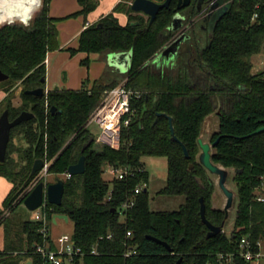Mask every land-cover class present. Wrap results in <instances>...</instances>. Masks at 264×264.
<instances>
[{"label": "trees", "instance_id": "16d2710c", "mask_svg": "<svg viewBox=\"0 0 264 264\" xmlns=\"http://www.w3.org/2000/svg\"><path fill=\"white\" fill-rule=\"evenodd\" d=\"M49 1L43 0L28 26L12 24L0 29V71L8 76L0 83L7 94L0 103V116L8 111L13 121L22 112L33 114L31 120L11 129L5 162L0 163V177L12 185L0 209L4 231L0 264H21L27 259L47 264L35 248L46 242L54 248L50 232L44 236L41 231L43 227L48 230L55 215L66 216L73 225L71 240L83 252L75 264H176L179 260V264H249L241 256V240L246 239L253 252L258 242L264 244V132L255 134L264 128V70L253 72L252 65L253 57L264 55V0H226L228 10L213 25L204 47L195 42L168 64H162L160 56L173 35L170 26L178 0L160 10L151 24L148 17L131 11L133 0H123L85 28L77 47L69 52L102 56L130 52L127 72L117 79L94 81L90 87L85 81L79 90L55 89L34 97L26 92L44 89L46 54L58 48L55 24L60 19L49 16ZM152 1L161 4L165 0ZM77 3L80 10L69 17L85 18L98 1ZM186 10L188 19L195 16V7L180 12ZM117 13L127 16L125 25L118 22ZM82 63L87 65V59ZM121 79L135 96L131 101L134 115L121 131L119 149L99 146L93 140L82 152L93 137L88 119L105 92ZM17 86L20 104L13 106ZM213 113L218 128L209 139V144L217 141L211 160L234 171L231 181L237 201L229 232L224 231L225 222L222 233L207 238L199 199H204L210 224L219 227L225 218L223 209L213 208L215 183L197 158L202 124ZM169 118L173 135L185 146L189 159L171 139ZM15 136L21 138L23 147L15 145ZM82 156L84 173L67 178V169ZM144 158L166 159L165 185L159 193L183 197L176 211L149 210ZM38 159L50 164L48 174L55 181L64 182L61 205L46 202L42 208L45 226L21 216L11 219L16 206L30 194L24 190L31 180L23 189L22 185ZM107 166L129 167L132 175L110 179L105 174ZM142 185L146 187L123 218L121 205ZM149 237L166 243L171 251ZM131 248L135 253L125 256Z\"/></svg>", "mask_w": 264, "mask_h": 264}, {"label": "water", "instance_id": "95a60500", "mask_svg": "<svg viewBox=\"0 0 264 264\" xmlns=\"http://www.w3.org/2000/svg\"><path fill=\"white\" fill-rule=\"evenodd\" d=\"M171 0H165L164 3L158 4L152 0H133L130 5L131 11L134 13H140L149 18V23L151 24L157 14L162 9H167L169 7ZM43 4V0H0V29L6 25L12 24H21L24 26H28L32 20L34 19L35 15L41 10ZM190 4V0H179L176 9L173 11L174 16L172 18L170 30L172 32H177L181 30L183 26V22L185 18L180 15V11L187 8ZM200 6V5H199ZM198 6V8H199ZM218 4H215L213 8H216ZM228 10V6L225 7L223 13L219 16V19L222 15ZM218 19V20H219ZM184 30V29H182ZM212 30V29H211ZM183 32V31H182ZM185 39V35L183 34L178 39L168 42L161 51V56L166 57L167 61L172 60L179 51L180 45ZM112 59H124L125 60V72H127V68L130 67L131 63V53H119V54H109L108 61ZM127 69V70H126ZM118 73H124L121 69H117ZM8 80V76L3 74L0 71V83H3ZM45 82V80H42ZM26 94L32 95L34 97H42L46 95V91L43 88H38L33 91H28ZM54 108H51V112H54ZM146 111L144 108L143 114ZM33 118V114L29 112H22L17 118L13 121L9 120L8 111H4L0 116V163L5 162L7 146L10 140V131L11 129L17 127L21 123L27 122ZM169 121V129L171 133V139L175 142H178L176 137L173 135V129L171 125V119ZM264 132V128L258 129L255 134H259ZM93 141V137L89 139V141L83 146L82 152L88 147V145ZM183 154L186 159H189L188 152L185 146L178 142ZM200 154L198 156V163L212 176L217 177V187L225 197V205L223 208V212L225 214V218L221 226L215 227L210 224L205 216V205L204 199L200 198V210L199 216L201 223L207 228V238L215 237L216 235L223 232V227L225 222L228 219L229 212L232 209L233 200H234V193L230 191L227 186V178H228V171L221 166L215 165L212 163L211 160V150L217 143V141L213 144L203 143L201 139L197 141ZM85 158L82 156L79 158L78 162L75 165L70 166L67 169V174L69 176H77L82 175L85 171ZM44 166V161L38 159L34 161L30 174L28 176L27 181L22 185V189L26 186L27 182L30 181ZM189 170L193 169V165H189ZM64 191V182L62 179H57L54 183L44 185V183H39L32 192L23 200L24 207L29 212H34L38 210L43 202H47L48 204L54 206H60ZM146 192V190H144ZM114 212V210H113ZM56 220H64L65 222L68 221L67 217L64 215H55L53 216V223H56ZM149 240L164 246L168 251H171L170 247L164 243L159 241L158 239L149 237ZM180 260L177 261L176 264H179ZM21 264H33L31 259H27L26 261L22 262Z\"/></svg>", "mask_w": 264, "mask_h": 264}, {"label": "crops", "instance_id": "0c3cea01", "mask_svg": "<svg viewBox=\"0 0 264 264\" xmlns=\"http://www.w3.org/2000/svg\"><path fill=\"white\" fill-rule=\"evenodd\" d=\"M97 1L98 4L96 8L85 18L83 16L69 17L80 10L77 0L49 1V16L60 20L55 24L58 48L53 51H48L45 57L44 89L46 93L55 89L79 90L85 81H88V87H90L94 81H99L101 79H117V76H122L126 73V64L124 59H112L108 61V55H87L81 52L71 55L69 52V49H75L77 47L78 37L85 28L97 23L104 16L111 13L115 6L123 0ZM100 4L103 6L102 9H100ZM115 16L121 25H125L127 23V16L125 14L117 13ZM86 59L88 61L87 65L81 63ZM160 60L162 64H168L171 62L167 61V58L162 56H160ZM118 67L124 73H118ZM19 93L20 90L15 92L13 95V106H18L20 104ZM6 96L7 94L0 88V103ZM211 116L212 114L205 118L202 128ZM215 123L216 124L211 125L213 130L214 127L216 128L214 132H216L218 128L217 116ZM11 188V183L0 177V209L4 199L11 191ZM213 208L217 207L213 206ZM263 260L264 259L261 260V264Z\"/></svg>", "mask_w": 264, "mask_h": 264}, {"label": "built area", "instance_id": "2783aa9c", "mask_svg": "<svg viewBox=\"0 0 264 264\" xmlns=\"http://www.w3.org/2000/svg\"><path fill=\"white\" fill-rule=\"evenodd\" d=\"M135 94L126 89L124 85H118L105 92L99 107L91 114L87 122V128L94 126L96 128V136H93L94 142L99 146H107L112 149H119L120 147V134L122 129H126L131 122L134 115V111L131 107V101ZM50 164L44 161L43 168L31 179V182L26 186L24 193H31L32 190L39 184L44 183L47 185V178L49 177L48 168ZM105 174L110 179L123 180L128 175H132L129 167H106ZM65 176H70L65 173ZM146 185L138 186L134 189L133 193L126 197L124 203L121 205L119 213L124 218L125 214L135 204V196L141 193ZM259 201H263L262 198H258ZM45 201L42 206L33 212L34 221H42L45 226V215L42 213V208L45 205ZM46 236L48 230L43 227L41 231ZM127 237L131 236L130 232L126 233ZM110 238V237H108ZM54 248L51 249L48 242L43 245H37L35 250L40 255L44 262L47 264H75V260L79 261L83 257V252L75 247L70 236L63 235L52 240ZM241 256L249 264H261V260L264 259V244L258 242L256 244V251H252L246 239L241 240ZM135 252L131 248L125 256H130ZM91 254H96L95 250L91 251ZM222 256H219L218 260L222 261Z\"/></svg>", "mask_w": 264, "mask_h": 264}, {"label": "rangeland", "instance_id": "374dc122", "mask_svg": "<svg viewBox=\"0 0 264 264\" xmlns=\"http://www.w3.org/2000/svg\"><path fill=\"white\" fill-rule=\"evenodd\" d=\"M102 5L100 4V9H102ZM189 11H182L181 15H183L186 20H187V13ZM200 19L194 20L195 27L192 29V32L190 33L191 36H196L198 39V44L199 48H203L204 45L206 44L207 37L205 32H201L199 30L200 26ZM187 22V21H186ZM187 26V25H186ZM185 49V46H184ZM182 48V51L184 50ZM82 63V62H81ZM252 65H253V72L261 71L264 70V55L260 54L252 59ZM122 80V79H121ZM120 80L119 85H124V81ZM118 86V85H117ZM20 90V86H17L14 90L13 93L17 92ZM216 114L213 113L212 116L206 121V123L203 125L202 132L200 135V138L203 143H209V139L211 134L216 130V128L211 127L212 124H216ZM90 132L92 133L93 136H96V128L94 126L89 127ZM20 137L15 136L14 143L15 145H20L24 146V144L20 141ZM200 154V151H199ZM197 155V158L199 156ZM144 164L145 168L149 174V183L147 186L148 190V207L150 211L153 212H172L176 211L180 205L183 204V197L181 196H175V197H169V196H164L160 194V190L164 187L165 185V179H166V172H167V165H166V159L165 158H144ZM228 171V178H227V183L226 186L227 188L234 193V203L235 205L232 207V209L229 212L228 219L226 221L224 231L226 233L229 232V227L231 223L234 220L235 217V208H236V201L237 199L235 198V187L234 184L232 183V177L234 174V171L232 169H226ZM212 180L215 183V191L212 197V205L216 206L219 209H223L225 205V197L221 193V191L217 187V177L211 175ZM55 178L51 175L47 178V183L52 184L54 183ZM22 217L24 219H33V212H29L22 204H19L16 206V209L11 217V219H17L19 217ZM48 231L50 232V235L55 239L57 237L67 235L71 236L72 231H73V225L71 222L67 221L65 222L64 220H57L56 223L54 224L53 222L49 225ZM3 238H4V231L3 228H0V251L3 249ZM264 263V260L262 261V264Z\"/></svg>", "mask_w": 264, "mask_h": 264}, {"label": "flooded vegetation", "instance_id": "af4514ba", "mask_svg": "<svg viewBox=\"0 0 264 264\" xmlns=\"http://www.w3.org/2000/svg\"><path fill=\"white\" fill-rule=\"evenodd\" d=\"M178 2H179V0H178ZM229 3L230 2L226 1V0H190L189 6L185 9L189 8L192 10V8L195 7L196 14L194 17H192V18L189 17V19L187 18V20H186V18L183 15H181V12H179L180 15L185 18V21L183 22V26H182L181 30H179L177 32L171 31L173 33V35H172V38L170 41L178 39L183 34L185 35V39L183 40V42L180 45L178 54L172 60H169V61L175 62L176 59L178 58L179 53L182 51V48L184 49V46L186 49L189 45L191 46L195 42H198V39L196 38V36L194 37V36L190 35V33L192 32V29L195 27V24L193 23L195 18L200 19L199 20L200 21L199 30L201 32H205L207 39H209L212 36V30L211 29H212L213 25L215 24V22H217V20L219 19V16L221 15V13H223V10L225 9V7H227L229 5ZM158 4H160V3H158ZM215 4H218V6L216 8H213V6ZM198 6H199V8H198ZM182 29H184V30H182Z\"/></svg>", "mask_w": 264, "mask_h": 264}]
</instances>
